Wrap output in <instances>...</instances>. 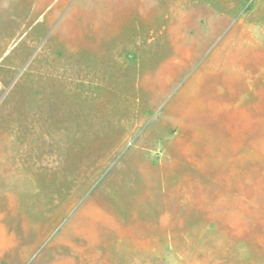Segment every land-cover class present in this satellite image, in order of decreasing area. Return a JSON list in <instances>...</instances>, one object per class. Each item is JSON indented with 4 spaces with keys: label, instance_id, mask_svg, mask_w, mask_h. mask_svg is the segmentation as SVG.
Masks as SVG:
<instances>
[{
    "label": "rangeland",
    "instance_id": "374dc122",
    "mask_svg": "<svg viewBox=\"0 0 264 264\" xmlns=\"http://www.w3.org/2000/svg\"><path fill=\"white\" fill-rule=\"evenodd\" d=\"M0 264H264V0H0Z\"/></svg>",
    "mask_w": 264,
    "mask_h": 264
}]
</instances>
